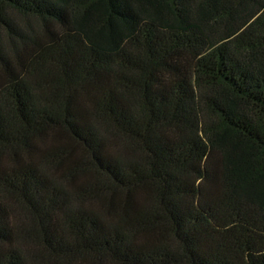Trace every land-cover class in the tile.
<instances>
[{
    "label": "trees",
    "instance_id": "trees-1",
    "mask_svg": "<svg viewBox=\"0 0 264 264\" xmlns=\"http://www.w3.org/2000/svg\"><path fill=\"white\" fill-rule=\"evenodd\" d=\"M0 264H264V0H0Z\"/></svg>",
    "mask_w": 264,
    "mask_h": 264
}]
</instances>
